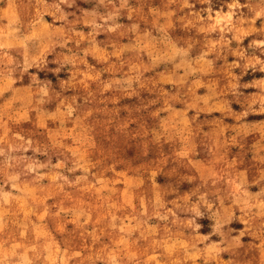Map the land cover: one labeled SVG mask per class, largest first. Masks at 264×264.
<instances>
[{"label":"rangeland","instance_id":"374dc122","mask_svg":"<svg viewBox=\"0 0 264 264\" xmlns=\"http://www.w3.org/2000/svg\"><path fill=\"white\" fill-rule=\"evenodd\" d=\"M0 264H264V0H0Z\"/></svg>","mask_w":264,"mask_h":264}]
</instances>
